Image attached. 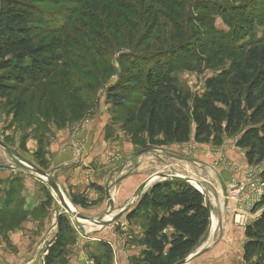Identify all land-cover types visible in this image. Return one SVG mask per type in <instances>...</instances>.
I'll use <instances>...</instances> for the list:
<instances>
[{
    "label": "rangeland",
    "instance_id": "obj_1",
    "mask_svg": "<svg viewBox=\"0 0 264 264\" xmlns=\"http://www.w3.org/2000/svg\"><path fill=\"white\" fill-rule=\"evenodd\" d=\"M6 1L0 0V9ZM31 1L37 9L36 42L58 41L59 57L56 72L49 79L28 81L0 95V141L3 144H0V264H46L50 249L60 237L58 219L61 216L67 218L72 232L64 231V246L51 264H143L145 220H130L132 211L106 226L78 220L67 212L50 182L35 171L36 167L47 173L78 214L106 223L115 213L110 208L113 201L109 197L113 187L133 171V168L128 171L127 166L131 156L136 159L137 166L147 160L148 163L152 160L153 164L162 162L170 166L186 163L196 167L204 178L218 175L225 181V177L231 176L223 182L224 192L223 189L218 194L205 192L213 205L217 227L210 236L206 233L190 255L202 252L186 264H264L261 254H257L251 263L243 259L246 228L256 221L255 214L261 209L264 212V197L255 203V191L244 188L240 191L241 201L235 202L232 193L241 184L254 183L258 189L263 166L246 164V151L236 147L238 133L213 131L201 141L191 137L181 144L167 143L162 135L151 139L141 129V123L129 121L127 107L117 109L107 101L108 87L117 84L130 67L125 60L121 64L120 59L133 60L134 57V48L130 47L133 45H127L130 31L126 26L122 28L123 21L114 20L119 22L120 33L102 29L104 23L107 24L108 12H104L103 2L99 0ZM119 1L126 6L123 16L129 22L139 24V29L136 32L134 29L133 33L137 40L142 38L140 53L145 52L147 44L157 43L149 40V36L164 38L162 45L170 34H174L172 24L176 21L169 23L167 13L160 16L165 26L152 29L151 19L146 22L135 15V2ZM203 2L240 6L259 22L254 26V38H248L244 43L222 39L229 44L231 52L242 45L254 44L253 40L264 41V0ZM192 13L214 20L215 30L211 33L205 29L200 37L233 36V28L223 16L208 11L194 10ZM105 39L122 46L110 48ZM228 53L224 51L218 55L216 68L230 65ZM145 64L152 65L150 62ZM216 73V69L201 74L181 70L174 76L192 104L194 97L206 92V80ZM132 98L138 101L143 97L137 91ZM125 106L133 105L126 102ZM99 143L107 156L102 159L99 154L85 164L86 150L89 152ZM207 169H210L208 173ZM172 170L167 168L168 175ZM75 171L81 172V179L83 175L103 176L102 172L105 173L99 178L107 179L105 185H89L95 190L97 199H89L82 185L72 182ZM240 173H246V178L237 182L236 176ZM171 176L165 180L172 179ZM144 187L139 186L135 193V206L144 194ZM101 204V208L97 207Z\"/></svg>",
    "mask_w": 264,
    "mask_h": 264
},
{
    "label": "trees",
    "instance_id": "obj_2",
    "mask_svg": "<svg viewBox=\"0 0 264 264\" xmlns=\"http://www.w3.org/2000/svg\"><path fill=\"white\" fill-rule=\"evenodd\" d=\"M99 1L108 12L102 29L120 33L119 22L114 20L121 19L122 28L126 26L130 31L127 45L134 48L133 60L120 59L121 64L125 60L130 67L117 84L108 87V103L117 109L127 107L130 122L141 123V129L151 139L162 135L170 144L185 143L191 137L201 141L213 131L237 132L236 147L246 151L248 165L263 166L260 178L264 182V41L253 40L254 44L231 52L229 44L222 40L241 43L254 38V26L259 24L254 15L240 6L225 7L219 2L211 5L204 0H131L136 4L135 15L146 22L151 19L152 29L165 26L160 21L164 13L169 15V23L176 21L175 27L172 24L174 34L166 35L169 39L161 45L164 38L151 35L149 40L157 43L147 44L145 52L140 53L142 38L137 40L134 35L139 24L123 16L126 6L119 0ZM194 10L223 16L233 28V36L200 37L205 29L211 33L215 30L214 20L194 15ZM36 12L31 0H7L0 9V95L28 81L47 80L56 72L59 42H36ZM104 41L110 48L122 46L109 39ZM224 51L229 52L230 65L216 68L218 55ZM210 69L217 73L206 80V92L194 97L190 104L191 98L179 88L174 73L183 70L201 74ZM137 91L143 97L138 101L132 98ZM126 102L133 106H125ZM128 218L147 222L143 264H177L206 235L211 210L204 194L190 183L167 179L141 195ZM58 229L60 237L50 249L46 264L59 256L64 231L72 232L67 218L62 216ZM245 236L243 259L251 263L257 254L264 256V212L246 228Z\"/></svg>",
    "mask_w": 264,
    "mask_h": 264
},
{
    "label": "crops",
    "instance_id": "obj_3",
    "mask_svg": "<svg viewBox=\"0 0 264 264\" xmlns=\"http://www.w3.org/2000/svg\"><path fill=\"white\" fill-rule=\"evenodd\" d=\"M118 149H120V147ZM132 149H134V148H132ZM86 152H87V155L85 157V164H88V162L92 161L93 158L99 156V154H101L100 156L102 159H104L107 156V154H105L106 152L103 149L102 143L96 144L94 147L89 149V152L87 150H86ZM131 157H133V158H129L127 166H128V171L130 169L132 170V168H133V171L130 173L128 172V174L125 177H123V179H121V181H119V183L116 186L113 187L114 191H111V195L109 196L113 201V207H110V208H111V210H113V212H115L114 216L111 218H114L115 216H117L120 213H122L121 218H123L127 212L133 211V209H135L136 203L133 202V198H134L135 193H136L137 189L139 188V186L144 185L145 186L144 187V193H146L147 191L150 190V188L152 187V185L156 181L165 180L166 178H169L172 174L174 176L177 175V176H180L183 178H190V179L194 180L195 182L198 183V185H200L204 189V191L207 194H212V193L218 194L221 189H223V192H224L223 182L225 183V181L229 180L231 177V176L228 177L229 179L227 177H225V181L223 180L222 177H219L218 175H216L214 177H213V175H211L210 177L204 178V176L199 175L200 173L198 172V169L192 165L188 166V164L184 163V164H178V165L173 164L172 166H170V165H163L162 162L159 164L158 163L153 164L151 162L152 160H150V163H148L147 158H146L147 161H145V163H143L142 165L138 164V166H137L136 159L134 158V156H131ZM209 162H212V161L209 160ZM167 163H168V161H167ZM246 164H247V159H246ZM113 168L114 167H112V169ZM167 168L170 169V171H171V168L174 169L171 172L172 174L168 175V173L166 172ZM156 169H158V171H159L158 173L154 172ZM208 170H210V169L206 170L207 173H208ZM105 171H107V170H105ZM80 173H81L80 171L74 172L72 182L77 184V185L78 184L82 185V190L86 191V196L89 197V199H91V200L97 199L95 190L92 189L91 187H89V185L91 183L92 184H98V185H103V183H104V185H105L107 179H101V180L99 179V178H103L105 173L102 172L103 176L96 175L93 173L90 174L91 176L89 174L86 176L83 175L82 179L80 178V175H81ZM156 174H159L160 177L157 176ZM221 178H222V180H221ZM245 178H246V173H240V174H237V176H236L237 182H242L245 180ZM262 190L264 191V187H262ZM206 198L208 200V204L210 205L211 216H212V214H214L213 213V205L209 203V199H208L207 195H206ZM217 201L220 204L219 196H217ZM101 206H102V204L97 206V207L101 208ZM261 210L257 214H255V215H257V219L260 218V215L262 214ZM89 214H94V213L89 212ZM121 218H120V220H121ZM215 230H216V228H215ZM211 233L212 232L210 229L209 231H207V236H210ZM191 259H192V257L188 260V262Z\"/></svg>",
    "mask_w": 264,
    "mask_h": 264
},
{
    "label": "water",
    "instance_id": "obj_4",
    "mask_svg": "<svg viewBox=\"0 0 264 264\" xmlns=\"http://www.w3.org/2000/svg\"><path fill=\"white\" fill-rule=\"evenodd\" d=\"M0 144L3 145V144L1 143V141H0ZM35 171H36L39 175L43 176L44 178H46V179L50 182L52 188L55 190V192H56L57 195L59 196V199H60L61 203L63 204V206L65 207V209L67 210V212L71 213L76 219H78V220H83V221H90V222H93L94 224H96L97 226H106V225H108L109 223L117 222V221L122 217V213H120V214H118L117 216H115L114 218H112L111 220H109L108 222H106V223H100V222H97V221H94V220H90V219H88V218H86V217H84V216H82V215H80V214H78V213H76V212L71 211V209L67 206V204H66V202H65V199H64V197H63L61 191L59 190V188L57 187V185L55 184V182L49 177V175H48L47 173L43 172L42 170L36 168V167H35ZM171 178H172V179L185 180L186 182H188V183H190V184L192 183V180H191V179L183 178V177H180V176H171ZM191 185H192L193 187H195L196 189H198L199 191H201V192L204 194V196H205V200H206V206H207L208 208H210V205L208 204V200H207V198H206V194H205L204 189H203L200 185H198V188H197V186H194L193 184H191ZM199 188H201V190H200ZM211 226H212V216H211L210 226H209L208 231L211 229ZM189 259H190V258L185 259V260H183V261H181V262H179V263H177V264H186V263L188 262Z\"/></svg>",
    "mask_w": 264,
    "mask_h": 264
},
{
    "label": "built area",
    "instance_id": "obj_5",
    "mask_svg": "<svg viewBox=\"0 0 264 264\" xmlns=\"http://www.w3.org/2000/svg\"><path fill=\"white\" fill-rule=\"evenodd\" d=\"M262 187H264V182L261 180V178H260V182L258 185V189L256 188V184H254V183H248L247 185L241 184V186L234 189V191L232 193V200L235 202L241 201L240 200V196H241L240 191L245 188L247 190L253 189L255 191V196H256V202L255 203H258L264 197V191L262 190ZM242 215L245 216V214H242Z\"/></svg>",
    "mask_w": 264,
    "mask_h": 264
},
{
    "label": "bare ground",
    "instance_id": "obj_6",
    "mask_svg": "<svg viewBox=\"0 0 264 264\" xmlns=\"http://www.w3.org/2000/svg\"><path fill=\"white\" fill-rule=\"evenodd\" d=\"M173 176V175H172ZM177 176V175H176ZM187 179H190V178H187ZM192 180V179H191ZM191 184H193L194 186H197V188H198V183L197 182H195L194 180H192V183ZM200 190H201V188H199ZM65 199V202H66V204H67V206L71 209V211H73V212H76L75 211V208H74V206L70 203V201H68L66 198H64ZM77 213V212H76ZM112 219V218H111ZM110 219V220H111ZM81 221H83V220H81ZM84 222V221H83ZM85 222H89V223H93V222H90V221H85ZM216 226H217V218H216V216L215 215H213L212 214V227H211V234H213V232L215 231V228H216ZM202 251H200V252H198V253H193L192 255H190V258L191 257H194V256H196L197 254H199V253H201Z\"/></svg>",
    "mask_w": 264,
    "mask_h": 264
}]
</instances>
